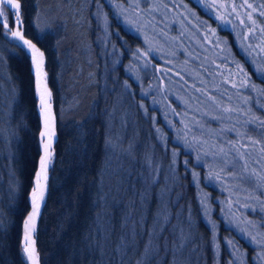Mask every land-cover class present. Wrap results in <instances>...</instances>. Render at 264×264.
I'll return each instance as SVG.
<instances>
[{
    "label": "trees",
    "instance_id": "16d2710c",
    "mask_svg": "<svg viewBox=\"0 0 264 264\" xmlns=\"http://www.w3.org/2000/svg\"><path fill=\"white\" fill-rule=\"evenodd\" d=\"M96 1L102 0H20L26 35L31 38L40 29H49L47 34L41 35L38 47L45 53V68L57 119L56 154L50 169L47 200L35 235L41 264H99V254L93 253L86 238L90 231L94 234L93 221L99 211L95 208V200L100 174L104 172L110 159L115 166V159L106 148L109 131L114 137L124 140L125 148L128 146V140L135 138L136 158L139 163L135 168L124 163V168L132 173V180L127 183L135 185L136 189L140 188L135 182L136 177L141 175V167L147 164L146 155H151L154 160L159 153L164 165L168 160L169 144L163 152L154 136L152 120L140 105L143 103L149 111L158 116L159 111L150 108L149 101L146 103L140 100L138 87L123 73L122 66L128 63L131 56L127 48L134 49L136 38L123 28L122 23L117 22L113 11L105 6L110 19V44L122 51V63L115 67L113 61L104 60L100 55L99 24L93 16ZM157 1L173 13L182 9L193 12L198 27L207 21L211 30L217 29L213 38L229 46L234 54L228 51L230 57H235L239 62L232 64L229 59L228 63L219 62L220 79L228 80L224 77V71L230 69L234 77L241 78L243 82L250 80L251 84L256 86L255 89H250L251 93L256 95H251L253 107L248 117L253 120L252 127L256 132L249 134L264 139V133L259 128L260 122L264 121V82L257 76V72L251 69L248 62L250 60L245 62L243 55L238 53L233 35V31L237 33L241 28L242 35L254 33L258 40L264 37V0H247L255 11L247 8L245 4L240 8L239 15L232 17L230 23H226L227 16L224 21L215 19L216 15L213 13L211 17L208 16L205 4L211 6L213 3L210 0H201L199 4L196 0H180L183 4L178 5L171 4L170 0H165L164 4L161 0H154ZM222 2L223 0H214L217 6ZM227 2L231 5L232 0ZM239 2L244 4L245 0ZM246 11L251 13L255 24L245 15ZM220 14L224 15L223 9ZM241 20L245 23L242 24ZM10 21L14 27V16L10 17ZM3 32L0 27V223L3 225L0 228V264H28L23 252L21 232L22 223L30 211V191L27 188L32 184L39 163L36 145V136L40 130L38 101L33 93L30 57L26 51L12 47L11 37L5 39ZM219 45L218 43L216 46ZM251 50L253 51V46ZM262 53L264 55V52ZM256 54L259 53L254 52V55ZM239 65L245 69L244 73L238 72ZM126 79L130 92L127 96H122V86ZM228 85L236 97V89ZM158 118L160 120V117ZM139 123H143L142 128H139ZM156 124L159 126V122ZM160 143L165 145L162 141ZM167 143L173 146L170 138ZM194 157L193 153L186 157L182 151L178 156V182L170 194L171 203L167 198L164 201L168 204L169 214L172 216L164 236L166 239L170 238L173 227L189 218L190 208L192 243L183 253L182 260L184 264H212L211 232L204 223L203 214L200 213L197 192L191 182L192 171H184L183 160L187 158L192 161ZM256 167L262 168L257 164ZM200 172L202 173V169ZM105 179L107 182L108 177ZM117 179L112 176L111 183L115 184ZM164 182V178L159 175V183L150 192L148 204L144 206L142 215L149 231L153 225V217L161 208L160 193L165 186ZM210 190L208 192L214 197L215 192ZM131 199L132 194L129 193L122 207L127 206ZM251 203L255 204V201ZM182 210L183 215L179 216ZM109 214L112 215L111 212ZM121 215L120 211L115 213L116 231L113 240L120 236ZM260 215H264V212ZM248 216L254 219L251 214ZM145 227L139 229L142 234ZM219 228L222 243V235L227 229L222 223ZM138 240L140 252H143L148 236L142 235ZM237 242H240L246 252L247 264H255L252 256L255 249L242 239ZM195 248V251L191 250ZM93 255L97 256L96 261L93 260ZM128 259L132 264H136L138 256L130 254ZM220 261L221 264H227L226 254L221 256ZM154 264H173L171 252L162 250Z\"/></svg>",
    "mask_w": 264,
    "mask_h": 264
},
{
    "label": "snow or ice",
    "instance_id": "6c2138e0",
    "mask_svg": "<svg viewBox=\"0 0 264 264\" xmlns=\"http://www.w3.org/2000/svg\"><path fill=\"white\" fill-rule=\"evenodd\" d=\"M123 3L133 11L138 8L141 9L137 15H151L154 21L153 28L158 26L160 21L159 17L155 15L156 6L149 7V0H123ZM196 3L199 4L200 0H196ZM245 4L247 8L255 11L253 5L247 3V0H245L244 4L240 3L239 0H232L231 5H229L227 0H223L218 6H210L206 3L205 8L208 10L207 14L209 17L215 12V19L224 21L225 16H227L229 19L226 23H230L232 17L239 15L240 8L244 7ZM21 7L20 0H0V27L4 30L5 39H7L9 33L11 34L10 43L12 47L19 48L21 51L26 50V54H31V62L39 84L41 79L46 78L47 73L45 71V53L38 47V44L40 43L41 35L47 34L49 29H40L31 38L28 37L24 29ZM221 9H223L224 15L220 14ZM245 15L255 24L256 21L251 13L246 11ZM11 16H14L15 28H13L10 21ZM241 23H245L244 20H241ZM33 27L35 28L36 26L33 25ZM210 27L207 21H204L198 31ZM216 31L217 29H212L213 34ZM249 31L252 30L249 29ZM164 35L167 37L168 33H164ZM238 35L241 34L238 33ZM207 40L208 38L206 37ZM249 43L251 45V39ZM147 44V47L140 45L135 50L129 47L127 52L131 55L133 62H140L145 76L148 75L149 70L152 71L153 79L156 78L157 71L162 73L169 71L163 66L158 69L157 63L162 61L163 65H167L172 62L170 57H175L179 61L183 56L182 33L179 37L173 38L171 43L165 41L162 45H153L151 41H147ZM165 48L168 50H165ZM193 59H198V55L185 58L184 63L188 64ZM116 63H122V61L117 59ZM130 69L131 64L129 66ZM205 71L211 74L212 69L206 68ZM240 72L244 73L245 69L241 67ZM256 74L264 82V74ZM173 75L179 76L180 80L184 81L182 87L187 86L185 91L189 88L192 89L190 99L195 100L198 107H191L189 102L185 100L183 101L184 107L182 109L180 105H177L172 108L171 113H164V119L168 127L176 132V144L182 145V147L173 146L172 162L168 167V182L160 193L161 208L157 215L153 217V225L150 231L145 227L146 220L142 213L145 210L144 206L148 204L150 192L159 183V174L162 171V167L153 161L151 155H146L147 164L141 167V175L136 177L135 182L140 185V188L136 189L135 185L127 183L132 180V173L124 168V163L129 164L131 168H135L139 163L136 158L135 138L128 140L126 148L124 147V140L114 137L111 131H109L106 138V148L111 157L115 159V166H113L110 159L104 172L100 174L99 189L95 200V208L99 209V211H97L93 221L94 234L90 231L86 238L89 242L88 246L92 248L93 253L99 254V264H132L131 260L128 259L130 254L138 256L136 264H154L162 250L171 252L173 264H184L182 260L183 253L192 243V212L190 208L188 210L189 218L182 220L178 226L173 227L170 238L166 239L164 236L172 220L168 204H165L164 201L167 198L168 202L171 203L170 194L174 191L179 178L177 158L181 151L184 152L186 157L195 153L192 161L187 158L184 160V171L185 173H188L189 170L192 171L193 184L195 186L199 187L200 185V172L196 171V169L205 168L207 169L205 185L218 183L229 186L228 211L230 212L235 205H239L245 211L240 212L239 218L229 216L226 223L229 226L236 225L239 228L240 223L243 222L246 227L240 228L238 234L247 238L250 244L257 245L259 251L264 253V233L261 232V229H264V215H260L261 212H264V167H256L257 162L264 160V139L258 138L257 135L249 134L255 133L256 129L252 127L253 120L248 118L250 109L253 107L249 102L251 99L250 89H255L256 86L251 84L250 80H245L242 86H238L237 83L231 80L223 81L224 84H230L231 88L236 89L235 95L237 97H242L241 100L233 102L232 95L221 94L217 96L215 91H205L196 82H190L181 72H173ZM136 78L139 80L138 75ZM197 79L203 80L206 77L198 73L193 80ZM160 82L163 83V79ZM129 92L130 85L126 79L125 84L122 86L121 95L127 96ZM225 92H227V89H225ZM197 93L200 95H196ZM141 96L147 97L148 91H142ZM204 97H207L208 108L212 109L211 112L207 109L203 112L201 111V108L206 104ZM153 103L155 104V101ZM172 103L174 101L170 99V106ZM52 107L51 93L45 88V91L40 96V115L44 124V130L40 135L44 155L40 158V171L36 175L35 186L30 193L31 212L24 221L25 247L23 251L27 254L29 264H37L32 237L46 199L47 173L53 158L52 150L56 131ZM140 107L147 115L149 109L143 103H141ZM149 118L153 121L156 119L155 115ZM213 122H215V127H213ZM178 125H182V127H178ZM259 128L264 133V121L260 122ZM156 133V138L164 141L165 149H167V138L164 135V130L157 127ZM0 139H2V134H0ZM256 153H259V155L255 156L254 159V154ZM106 176L108 177L107 182ZM112 176L118 178L115 184L111 183ZM41 179L44 181L43 185L41 184ZM221 191H223V188H221ZM129 193L132 194V199L127 206L122 207ZM233 196L236 198L233 199ZM252 201H255V204L251 203ZM176 203H179V198ZM199 203L200 213L209 217L210 220L211 212L209 209L211 203L209 198L203 197ZM118 211L122 213L120 221L121 232L118 239L113 240V235L116 231L114 224L115 213ZM223 211L224 209H222ZM248 214H251L254 219H247ZM182 215L183 210L179 216ZM225 215H228V213L226 212ZM210 222L213 224L212 231L215 233V222ZM2 227L3 225L0 223V228ZM141 227H145L143 234L139 230ZM142 235L148 236V242L144 244L143 252H140L138 237ZM161 241H164V243L162 244ZM210 243L213 253L219 255L221 244L218 237L214 235ZM225 247L231 249L227 264H237L240 252L236 241L229 237ZM255 259L258 260L260 257ZM93 260H97L96 255H93Z\"/></svg>",
    "mask_w": 264,
    "mask_h": 264
},
{
    "label": "rangeland",
    "instance_id": "374dc122",
    "mask_svg": "<svg viewBox=\"0 0 264 264\" xmlns=\"http://www.w3.org/2000/svg\"><path fill=\"white\" fill-rule=\"evenodd\" d=\"M210 1H212L213 3L212 5H215L214 0H210ZM161 2H163L164 4L165 0H161ZM170 3L174 5H178V3L183 4V2L180 0H170ZM105 6H107L113 11V14L118 19L117 22H119V24L122 23L123 24L122 26H124L123 28L129 31L136 38V41L134 42L136 45H134L135 47L133 50H135V48L140 45H144L145 47H147L148 46L147 41H151L153 45H162L165 43V41L171 43L173 38L179 37L181 33L183 34L182 58L179 61H177L175 57H170V60L172 62L167 65H163L162 61L157 63L158 69L161 66H163L164 68L169 69V71H167L166 73L157 71L155 79H153L151 70H149L148 75L145 76L144 70L140 65V62L139 61L133 62L131 56L128 60V63L122 66L123 73L128 75L130 81L134 83L133 85H136L138 87V96L140 100L146 101V103H148L147 101H149L148 106H150V108L152 109H155V111L156 110L159 111V116L153 111H148L147 113L150 117H152L153 115H155L156 117L155 121L152 120L155 138L157 137L156 127H160L164 130V135L167 138V142L168 139L170 138L173 146L175 145L177 148L182 147V145L176 144V132L174 129H170L168 127L167 122L164 119V113L165 112L171 113L172 108H175L177 105H180L183 108L184 107L183 101L185 100L189 102L191 107L193 108L198 107L195 100L190 99L192 89L189 88L187 91H185V87L187 86L182 87V85H184V81L180 80L179 76L173 75V72H181L183 75H185L187 79L190 80V82H196L198 86L204 88L205 91H215V94L217 96H220L221 94L229 95V93L232 92L231 95L233 97V102L242 99V97L234 96L233 91L230 89L228 84H226L225 86L221 84L223 83V80L220 79L219 76L220 69L219 67H217L218 63L221 61L224 63H228L230 60L232 64L239 63L237 59H235V57L232 56L230 57V53H228V51H230L231 54H233L232 49L229 46L225 45L224 42H219L218 39L213 38L214 34L210 28H204L202 31H198L199 28L198 23L197 20L195 21V19L193 18V16L195 15L193 14V12L185 11V9H182L176 13H173L168 8L163 6L159 1L154 2V0H149V7L156 6L155 15L159 17V21H160L158 26L155 28H153L154 21L151 15H145V16L137 15V13L141 11V9L138 8L135 11H133L123 3V0H102V1H96L94 3L93 16L95 17V19L98 21L97 23L99 24L100 33L98 40L100 42L99 45L101 48L100 55L104 60L108 59L110 61H113L116 67L121 64V63H116V61L117 59L121 61V55H122L121 50L117 49L114 45L110 44V29H111L109 27L110 19L106 12ZM213 14L214 16L216 15L215 12H213ZM13 28H15V23ZM235 28L237 29L238 27ZM241 30L242 29L239 28V31H236L237 33L233 31V35H235L234 42L236 44L238 53H241L243 55L245 61L250 60L248 62L250 63V67L253 71L264 74V55L262 53L264 52V37L263 38L261 37L262 38V44H261L260 42L261 38L260 40H258L254 33L253 34L246 33L245 35H242ZM164 33H168V36L165 37ZM238 33L241 35H238ZM8 36L11 37V34L9 33ZM206 37L208 38L207 41H206ZM250 39L252 40L251 45L249 43ZM121 40L122 39L120 38V41ZM218 43L221 46L220 45L216 46L218 45ZM252 46H253V51L259 53L258 55L257 54L254 55V52L251 50ZM165 50L168 49L165 48ZM192 55H198V59H193L188 64H185L184 59ZM130 64H131V69L129 70ZM206 68L212 69L211 74L205 71ZM239 68H241V65H239ZM198 73H201L204 77H206V79L203 80L197 79L194 81L193 78L197 77ZM137 75L139 76V80H137L136 78ZM224 75H225L224 76L225 79L237 83L238 86H242L244 83L241 78L234 77V74L232 71H230V69L229 70L225 69ZM161 79H163V83L160 82ZM225 89H227L228 91L225 92ZM142 91H148V96L147 97L141 96ZM196 95H200V94L197 93ZM251 95H256V93H251ZM170 99L171 101H174V103H172L171 106H170ZM204 99L206 101V104L204 107L201 108V111L203 112L204 110L207 109L209 112H211L212 109L208 108L207 97H204ZM153 101H155V104L153 103ZM252 101L253 98L250 99L249 102L252 104ZM256 111L257 109L254 110V112ZM151 112H153L154 114ZM158 117H160V120ZM156 122H159V126L156 124ZM178 127H182V125H178ZM156 141L159 145H161L162 151L165 152V150L167 149H165L164 144L160 143L162 140L156 138ZM163 142L164 141H162V143ZM168 144L170 148L168 150V160L166 161V164L164 165V161L162 160V157L159 153L156 155V158H154L153 160L156 164H159L162 167V171L160 172L159 175L164 178L165 184L168 182V167L169 164H171L172 162V153H173V146L170 143H167V147H169ZM193 155L195 156V153H193ZM257 155L256 154L254 155V159L255 156ZM184 160H183V164H184ZM257 165L258 167H264V160L257 162ZM196 171L200 172V169H196ZM206 172H207L206 168L202 169L203 174L200 172L199 187L193 184V177H191V182L197 192L198 202L200 201L201 198L208 197L211 203V207L209 209V211L211 212L210 220L209 217L203 215L204 223L211 232V240L215 235L218 237L220 241L221 234H220L219 226L221 223L223 224L224 228L227 229L225 234L222 235V243H220L221 247L219 250V255H215L213 251H211L212 260H213L212 264H221L220 258L221 256H223V254H226L227 262H228L229 252L231 249L226 248L225 245L229 237L234 239L237 245L239 246L240 257L237 261V264H247L246 252L243 251L240 242H237L240 241L241 239L246 241L245 243L249 244L251 247H253V249H255L252 255L255 264H264V253H261L259 251L257 245L250 244L247 238L238 234L239 229L245 228L246 225L243 222H241L239 228H237L236 225L229 226L226 223L229 216L239 218L240 212H244L245 210H243V208L239 206H235L229 212L227 208V201L230 195V188H228L229 186L220 185L218 183L205 185L204 181L207 175L205 174ZM204 186H206V188H204ZM221 188H223V191H221ZM210 189H213L212 191L215 192L214 197L211 195L210 192H208L211 191ZM232 198L235 199L236 197L233 196ZM241 198L243 199V197ZM216 203H218V205H215ZM222 209H224L223 212ZM237 209H239V211H237ZM226 212L228 213V215H225ZM247 219L251 220L249 216H247ZM210 221L215 222L214 225L216 230L215 233L212 231L213 224ZM36 232H37V228L34 234V238ZM261 232L264 233V229H261ZM191 250L195 251L196 248ZM200 253H202V251ZM256 257H260V259L257 260L255 259Z\"/></svg>",
    "mask_w": 264,
    "mask_h": 264
},
{
    "label": "bare ground",
    "instance_id": "6f19581e",
    "mask_svg": "<svg viewBox=\"0 0 264 264\" xmlns=\"http://www.w3.org/2000/svg\"><path fill=\"white\" fill-rule=\"evenodd\" d=\"M28 56L30 57V63H31L30 69H31V74H32V78H33V85H34L33 93H34L35 98L39 101V103H38V108H39L38 115H40V96H41V94L45 91V88H46L47 91H49L51 93V103H52V106L54 107L53 94H52V91H51L50 86H49L48 74L46 75V78H43V79L40 80L39 84L37 83L36 75H35L34 68H33V65H32V62H31V54L28 53ZM45 71H46V68H45ZM56 123H57V121H56ZM39 125H40V130H39V133L36 136V145H37V149H38V153H39V163H38V169H37L36 175L40 171V158H41L42 155H44V149H43V146H42V138H41V135H40V133L44 130V126L42 127V125H41L40 116H39ZM138 126H140L139 128H142L143 123L142 124L139 123ZM55 129H56V133H57V127H55ZM57 140H58V138L54 141V144H53V150H52V157L53 158L51 160V163L53 162L54 156L56 154V147L55 146H56ZM36 175L33 178L32 184H30L29 187L27 188V189H29L30 193H31V190L33 189V187L35 186ZM41 184L42 185L44 184L43 179H41ZM48 185H49V180H48ZM28 199H29V204H30V194L28 196ZM46 200H47V198H46ZM42 209H43V207H42ZM42 209H41V214H42ZM30 212H31V204H30V211H29L28 215L30 214ZM41 214L39 215V217L41 216ZM39 217H38V220H37V224H38V221H39ZM25 219H24V221H25ZM24 221L22 223V232H21V236L22 237L23 236L25 237ZM37 224H36V228H37ZM24 237H23V244H24V247H25ZM33 238H34V235H33L32 239ZM34 247H35V244H34ZM25 256H26V259L28 261V257H27L26 254H25ZM39 257H40V255H39ZM28 264H29V261H28ZM40 264H41V258H40Z\"/></svg>",
    "mask_w": 264,
    "mask_h": 264
},
{
    "label": "water",
    "instance_id": "95a60500",
    "mask_svg": "<svg viewBox=\"0 0 264 264\" xmlns=\"http://www.w3.org/2000/svg\"><path fill=\"white\" fill-rule=\"evenodd\" d=\"M52 111H53V109H52ZM53 114H54V111H53ZM55 116V115H54ZM55 127H56V118H55ZM55 131H56V129H55ZM57 139V133H56V137H55V140ZM50 168H51V163L49 164V170H48V173H47V176H48V179H47V188H46V198H47V194H48V180H49V177H50ZM45 202H46V199H45ZM45 202H44V204H45ZM44 204H43V206H44ZM42 206V207H43ZM28 216V215H27ZM24 237V236H23ZM33 240H34V244H35V253H36V260H37V264H40V257H39V254H38V251H37V247H36V240H35V238H33ZM23 246H24V244H23ZM26 254V253H25ZM27 255V254H26Z\"/></svg>",
    "mask_w": 264,
    "mask_h": 264
}]
</instances>
